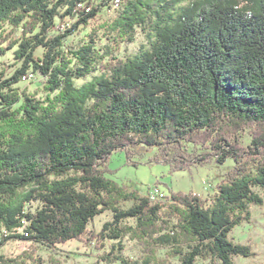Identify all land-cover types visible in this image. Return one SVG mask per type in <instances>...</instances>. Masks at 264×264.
Segmentation results:
<instances>
[{
	"label": "trees",
	"instance_id": "1",
	"mask_svg": "<svg viewBox=\"0 0 264 264\" xmlns=\"http://www.w3.org/2000/svg\"><path fill=\"white\" fill-rule=\"evenodd\" d=\"M118 1L111 45L97 49L93 33L67 39L114 0H0V249L29 243L0 264H45L38 246L84 238L115 241L106 264L252 257L230 233L264 206V0ZM28 74L40 92L20 87ZM118 151L154 152L172 173L234 165L211 198L168 190L153 202L105 176ZM125 237L141 263L121 255Z\"/></svg>",
	"mask_w": 264,
	"mask_h": 264
},
{
	"label": "rangeland",
	"instance_id": "2",
	"mask_svg": "<svg viewBox=\"0 0 264 264\" xmlns=\"http://www.w3.org/2000/svg\"><path fill=\"white\" fill-rule=\"evenodd\" d=\"M110 7H103L99 10L96 17L90 19L87 25L79 27L80 32L73 37L67 39L71 46L76 47L83 43L87 38L85 35L93 33L97 49H103L105 46L111 45L108 41L112 37L108 25L113 22L117 15L115 4ZM77 19L66 18L62 25L61 31H66ZM142 42L140 36L136 37L134 43L122 45L121 54H134ZM125 50V51H124ZM124 51V52H123ZM7 64H10L7 61ZM7 75L11 68H7ZM89 79V77L87 78ZM42 77L36 75L34 79L21 81L20 87L30 93L34 91L40 92L42 89ZM154 152H147L142 156H135L131 161L126 157L124 151H118L110 156L107 163L106 177L114 180L119 185L126 186L130 190H136L140 195L145 196L158 187L161 192L168 195V190L174 192L197 194L203 199L211 198L216 192V185L220 182L223 175L234 165L231 159L226 160L223 164L214 162L203 166H192L189 170L171 172L167 163L156 162L151 160ZM129 204L123 205L126 208ZM251 219L249 222L243 223L236 227L230 233L233 241L240 245L249 246L253 252V256L249 258H235V264H264V206L250 208ZM112 213L104 212L94 218L88 226V231L98 234L103 225L110 222ZM115 241H100L84 238L82 241H70L66 244L59 245L50 250L42 246H38L35 253L45 264H106L103 261L105 253L110 252V247ZM124 250L121 255L130 258L133 261L142 262V247L135 241L125 237L121 241ZM29 249V243L25 241H9L1 249L0 252L8 257L20 255L23 251ZM112 259V258H111ZM110 264H117L112 259ZM172 264H177L175 261ZM202 264H218L216 261Z\"/></svg>",
	"mask_w": 264,
	"mask_h": 264
},
{
	"label": "built area",
	"instance_id": "3",
	"mask_svg": "<svg viewBox=\"0 0 264 264\" xmlns=\"http://www.w3.org/2000/svg\"><path fill=\"white\" fill-rule=\"evenodd\" d=\"M115 3H118V0H114L113 4H115ZM34 78H35V76L33 74H28V75H26V76H24L22 78V81L31 80V79H34ZM148 194L152 196V201L156 200V199H163L164 198V193L161 192L158 187H154V189L149 191Z\"/></svg>",
	"mask_w": 264,
	"mask_h": 264
},
{
	"label": "bare ground",
	"instance_id": "4",
	"mask_svg": "<svg viewBox=\"0 0 264 264\" xmlns=\"http://www.w3.org/2000/svg\"><path fill=\"white\" fill-rule=\"evenodd\" d=\"M118 4H119V1H118V3H115V6H118ZM148 197L152 201V196L148 194ZM160 200H162V199H156V200H153V202H157V201H160Z\"/></svg>",
	"mask_w": 264,
	"mask_h": 264
}]
</instances>
